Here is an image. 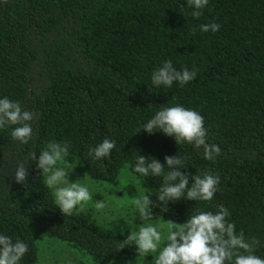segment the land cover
Instances as JSON below:
<instances>
[{
	"label": "trees",
	"instance_id": "trees-1",
	"mask_svg": "<svg viewBox=\"0 0 264 264\" xmlns=\"http://www.w3.org/2000/svg\"><path fill=\"white\" fill-rule=\"evenodd\" d=\"M191 11L187 0H0V96L36 114L27 144L13 140L10 129L0 130V232L28 243L22 264H37L42 234L94 264L141 257L134 245L116 252L110 247L131 232L128 227L56 208L28 158L49 141H67V159L93 181L112 182L127 167L153 200L161 178L134 173L135 156L164 162L165 154L186 155L190 172L210 169L220 176L217 193L212 201H157L152 216L178 225L197 209L223 204L237 231L260 241L256 254L264 257V0H210L198 19ZM212 21L221 25L217 32L199 31ZM165 59L195 70L196 78L183 87H154L151 72ZM149 103L198 110L208 142L221 154L207 161L202 149L176 144L162 132L138 131L152 114ZM105 137L117 148L109 158L92 160L88 146ZM21 161L26 183L13 179Z\"/></svg>",
	"mask_w": 264,
	"mask_h": 264
},
{
	"label": "clouds",
	"instance_id": "clouds-1",
	"mask_svg": "<svg viewBox=\"0 0 264 264\" xmlns=\"http://www.w3.org/2000/svg\"><path fill=\"white\" fill-rule=\"evenodd\" d=\"M210 0H187L192 9L191 16L198 19ZM221 25L215 21L202 23L199 31L217 32ZM193 32L196 28L193 27ZM197 76L195 70L187 67L177 69L172 59L163 60L151 72V84L156 88L171 89L176 83L179 87L190 84ZM149 119L138 125L148 134L162 132L174 139L176 144H189L201 152L207 161L214 162L221 154L219 145L208 142V128L204 116L194 108H186L176 103L159 107L153 106ZM36 114L25 109L20 101L0 96V130L10 129V136L21 144L33 139L32 121ZM136 131V132H138ZM71 145L67 142L49 141L40 151L29 153V159L35 161V168L44 177V184L51 190L54 204L65 216L74 212H83L92 203L97 212L103 213L108 207L105 200L93 201L95 188L89 178L83 175L75 180L69 176L77 165L67 159ZM117 148L114 138L105 137L89 145L87 155L92 160L109 158ZM151 159H147V157ZM135 156L132 171L140 177L161 178L158 194L153 200L150 194L141 192L132 201L135 212L141 220L152 216V208L158 202H178L183 200L212 201L220 185V176L212 170L190 172L188 157L184 154H165L164 162L151 155ZM167 169V170H165ZM28 169L21 161L15 168L14 180L26 183ZM49 208L46 205L39 210ZM231 212L223 204L216 210L197 209L182 224L169 223L142 224L131 231L116 245L115 252L126 246H135L141 256L151 255L152 264H264V257L256 254L260 241L256 237L246 238L243 230L237 231L235 221L230 219ZM29 245L20 238H14L6 232H0V264H22L29 252ZM67 264H71L69 259Z\"/></svg>",
	"mask_w": 264,
	"mask_h": 264
},
{
	"label": "rangeland",
	"instance_id": "rangeland-1",
	"mask_svg": "<svg viewBox=\"0 0 264 264\" xmlns=\"http://www.w3.org/2000/svg\"><path fill=\"white\" fill-rule=\"evenodd\" d=\"M87 174L83 168L77 164L72 173L70 180H75ZM90 179V178H89ZM92 186L95 188L93 201L105 200L108 207L103 213L97 212L92 203L86 206L84 212L89 213L101 223L110 225L125 226L131 231L142 224H161L166 226L167 223L151 216L148 220H141L138 213L135 212L132 201L136 199L141 192L145 193V182L133 175L127 167L121 168L117 178L112 182H97L90 179ZM38 262L37 264H94L85 254L71 247L66 242L59 239L51 238L42 234L37 240ZM151 255L146 257L122 261L120 264H152Z\"/></svg>",
	"mask_w": 264,
	"mask_h": 264
}]
</instances>
